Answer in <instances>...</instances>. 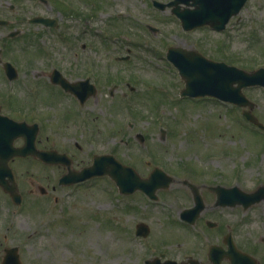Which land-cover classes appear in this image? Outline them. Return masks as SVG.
Masks as SVG:
<instances>
[{
	"label": "rangeland",
	"instance_id": "374dc122",
	"mask_svg": "<svg viewBox=\"0 0 264 264\" xmlns=\"http://www.w3.org/2000/svg\"><path fill=\"white\" fill-rule=\"evenodd\" d=\"M70 1L76 2L81 14L66 15L53 5L48 10L62 30L61 37L50 41L51 54L66 51L67 62L72 61L70 39L76 41L74 49H80L82 60L87 55L94 62L98 93L83 109L87 116H79L75 110L65 116L68 111L62 108L67 105L81 110L53 87L42 88L34 98H27L21 105L35 102L43 107L55 99L66 103L40 107L45 115L43 118L38 113L43 126L36 138L38 146L71 144L69 151L75 154L72 166L77 168L92 158V152H108L141 176L146 177L157 166L171 175L173 182L156 191L157 201L146 197L143 201L140 191L118 193L108 176L66 186L59 192L57 204L53 198H41V205L39 197H27V205L15 216L22 263L144 264L148 258L146 263L156 264L154 258L161 252L164 260L174 258L186 244L202 238L175 219L191 203L182 180L195 182L205 194V183L237 185L246 192L264 185V129L249 122L242 107L229 102L209 96L194 100L179 97L184 81L166 60L165 51L169 46H183L245 70L264 66V0H247L222 30L206 25L183 30L169 7L160 10L152 0ZM125 55L126 59L117 58ZM203 86L199 85L201 89ZM242 90L254 104L252 113L264 125V89L254 86ZM12 91L19 93L20 99L28 94L7 89L4 98H13L9 95ZM14 111L29 122L37 115L35 111ZM16 141L22 143L20 138ZM17 164L20 171L38 173L43 185L44 174L51 173L50 167L30 159H18ZM31 200L41 206L28 210ZM241 208L215 211L233 222L242 240L250 234V242H256L253 238L264 234V199L245 211ZM208 213L206 210L199 216ZM139 221L149 225L147 237L136 235ZM195 223L192 228L202 226L200 219Z\"/></svg>",
	"mask_w": 264,
	"mask_h": 264
},
{
	"label": "flooded vegetation",
	"instance_id": "af4514ba",
	"mask_svg": "<svg viewBox=\"0 0 264 264\" xmlns=\"http://www.w3.org/2000/svg\"><path fill=\"white\" fill-rule=\"evenodd\" d=\"M60 1H63L64 5H72L70 0ZM74 3L76 4V2ZM74 3L73 5H75ZM61 4L62 2H57V0H0V152H2V138L4 136L12 137L13 146L19 145L16 141L18 140L17 137L12 135V129L15 126L14 121L29 122L25 115L18 116L14 109L17 111L26 110L27 113L35 111L34 114L37 115L34 119L32 118V122L38 124L39 134L43 126L40 125L41 115L38 113H42L43 118L45 115L40 107L51 106V104L53 106L66 104L62 99H55L43 107L40 104L35 105V102H29L26 106L21 105L27 103V98H34L40 89L53 87L61 91L68 101L81 110L78 111L76 108L67 105L66 108H62L68 111L65 116H69L72 110H75L79 116H87L83 109L98 93V73L95 71L94 62L89 56H83L82 60L80 49H74L76 41L71 40L69 52L73 55L72 61L67 62L69 55L66 51L63 53L54 51L53 54L56 56L51 54L50 41L58 36L54 34V31L59 30L61 25H59L58 20H52L53 26L50 25L51 20L48 24L38 20L51 18L48 12L50 6L61 8L63 5ZM82 44L84 43L81 42V48H83ZM59 62L63 65H59ZM60 79L67 81L66 87L61 84ZM7 89L28 91L29 94L20 99L19 93L14 95L12 91V94L9 95H13V98L5 99L3 91ZM70 89L76 91L72 92ZM58 109L60 110V107ZM46 115L49 116L50 113H46ZM44 136L46 139L49 138L47 132ZM36 146L38 149L46 151L55 150L65 153L66 156L64 161H59L60 157L58 158L56 155L48 161H42L33 155L13 156L5 164L0 156V170L6 164L9 167V174L2 175L5 184L0 183V262L6 249L17 247L20 252V242L16 237L18 223L15 221V216L20 212L18 210L27 205V197H39L41 205H44L41 198L46 197L47 200L53 198L54 203L57 204L60 200L59 192L66 186L70 187L81 183L60 182L61 175L63 176L68 171L78 170L77 167L72 166L75 162V154L69 151L72 147L71 144L63 145L60 142V147L38 146L36 141ZM74 146L80 148L77 142ZM18 159H30L44 168L50 167L51 173L44 174L45 184L39 182L41 176L38 173L29 172L28 169L20 171L17 164ZM89 162L90 160L81 167L89 164ZM28 174L29 176L26 177ZM20 176H23L24 179L20 180ZM20 181L26 182L28 185H23ZM185 186L191 193L192 188L188 185ZM203 187L207 193L205 194L199 189L203 199V208L200 214L206 210H209V213L203 218H201L203 215L199 216L195 221L198 222L200 219L201 224L202 222L205 224V226L197 228L203 236L201 240L198 239L199 242L186 244V249L176 254L172 260L183 264H252L254 260L255 264H264V235L259 236L257 240L253 238L255 241H262L263 243L250 242V234L246 240H242V236L233 222L227 221L224 216L218 214L219 210L227 206L216 204L215 193L208 184H203ZM39 201H29L28 210L32 209L34 205L36 208L40 207ZM202 241L204 243H200ZM239 253L247 254L249 257ZM159 255L164 260V252L159 253Z\"/></svg>",
	"mask_w": 264,
	"mask_h": 264
},
{
	"label": "water",
	"instance_id": "95a60500",
	"mask_svg": "<svg viewBox=\"0 0 264 264\" xmlns=\"http://www.w3.org/2000/svg\"><path fill=\"white\" fill-rule=\"evenodd\" d=\"M189 1L172 0L168 3L154 1V4L160 9L172 4L175 5L172 11L180 18L183 29L188 30L202 24H209L213 28L222 29L230 16L236 14L246 0H191L193 8L185 7L180 9L178 6V2L189 4ZM167 57L179 69L184 79L185 86L181 89V95L209 94L232 101L241 106L249 105L252 107V102L244 96L242 88L250 85H261L264 87V67L246 71L222 61L206 58L196 50H187L179 46L170 47L167 51ZM200 84L204 85L203 89L199 87ZM244 114L249 120L262 126L250 111H244ZM12 131L13 137L16 135L22 136L24 143L21 146L13 147L11 145V136L3 138L2 152L5 155L4 162L12 155L25 156L34 154L42 159H46V152L35 149L34 130L25 126L23 122H20L18 126H14ZM102 174H108L113 178L119 190L123 193L141 189L152 198L156 197L155 190L158 187H166L171 182V177L159 169L152 171L148 178L142 179L131 167L121 164L111 155L95 156L93 164L75 173L73 180H83L92 175ZM66 177L67 175H64L61 180ZM66 181H69V179ZM263 195L264 188L247 194L233 187L219 191L218 201L241 202L246 206L259 200ZM200 207L198 205L187 210V215L184 214V218L193 220ZM137 229V233L139 234L146 235L148 232V227L142 223L138 224ZM9 253H12V255H9ZM3 262V264H20L17 254L10 251ZM167 264L174 263L168 261Z\"/></svg>",
	"mask_w": 264,
	"mask_h": 264
},
{
	"label": "bare ground",
	"instance_id": "6f19581e",
	"mask_svg": "<svg viewBox=\"0 0 264 264\" xmlns=\"http://www.w3.org/2000/svg\"><path fill=\"white\" fill-rule=\"evenodd\" d=\"M9 136H4L3 138H8ZM2 138V139H3ZM0 156H1V159H5V155H3V152H0ZM4 170V166L3 167H1V170H0V172H1V178H2V171Z\"/></svg>",
	"mask_w": 264,
	"mask_h": 264
}]
</instances>
